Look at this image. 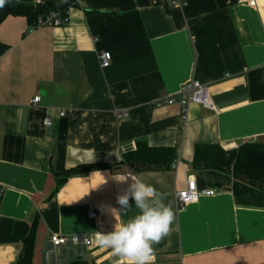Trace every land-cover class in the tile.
Masks as SVG:
<instances>
[{
  "label": "crops",
  "instance_id": "0c3cea01",
  "mask_svg": "<svg viewBox=\"0 0 264 264\" xmlns=\"http://www.w3.org/2000/svg\"><path fill=\"white\" fill-rule=\"evenodd\" d=\"M185 1L180 8L170 0H77L59 28L27 34L24 17L0 24V264H17L37 216L33 264L79 256L118 264L95 243V232L113 230L110 210L128 187L115 174L132 173L119 165L122 149L131 152L141 140L179 151L176 171L136 174L166 194L176 213L171 233L154 245V264H264V208L239 206L229 191L184 209L176 202L190 176L209 189L191 168L197 144L229 151L264 143V0L256 8L240 0ZM103 52L112 54L108 69ZM192 80L210 89L217 111L191 105L182 130L179 92ZM171 97L175 105H158ZM94 164L115 169L72 177L54 194L53 172ZM129 204L121 223L138 214L134 200ZM54 235L86 237L92 246L55 258Z\"/></svg>",
  "mask_w": 264,
  "mask_h": 264
},
{
  "label": "trees",
  "instance_id": "16d2710c",
  "mask_svg": "<svg viewBox=\"0 0 264 264\" xmlns=\"http://www.w3.org/2000/svg\"><path fill=\"white\" fill-rule=\"evenodd\" d=\"M77 5V0H53L41 4H24L15 0H6L0 7V24L9 17H24L30 30H38L39 22L51 14L65 16ZM176 147H152L147 141L136 143V149L122 157L120 166L134 174L162 173L173 171L174 163L179 160ZM194 174L201 176L209 189L229 191L234 195L236 204L248 208H264V143L248 142L235 150H225L218 144H197L191 164ZM110 164L81 165L64 171L53 172L57 194L67 181L75 176L86 175L94 171L114 170ZM40 217L32 224L17 264H33ZM68 264H90L78 258Z\"/></svg>",
  "mask_w": 264,
  "mask_h": 264
},
{
  "label": "clouds",
  "instance_id": "9594fccd",
  "mask_svg": "<svg viewBox=\"0 0 264 264\" xmlns=\"http://www.w3.org/2000/svg\"><path fill=\"white\" fill-rule=\"evenodd\" d=\"M5 3L6 0H0V7ZM115 179L128 187L116 197L120 207L110 210L116 221L113 230L95 232V243L101 248L111 249V254L119 258L118 264H154V245L171 233L176 213L164 203L166 194L145 183L138 175L118 172ZM130 199L134 200L138 214L121 223V214L130 207Z\"/></svg>",
  "mask_w": 264,
  "mask_h": 264
},
{
  "label": "built area",
  "instance_id": "2783aa9c",
  "mask_svg": "<svg viewBox=\"0 0 264 264\" xmlns=\"http://www.w3.org/2000/svg\"><path fill=\"white\" fill-rule=\"evenodd\" d=\"M172 4L177 7L184 8L187 6L185 0H170ZM242 4H246L251 8H256V0H240ZM69 12L65 16H60L57 13L51 14L46 19L39 22L38 28H59L69 22ZM112 54L110 52H103L99 56V60L103 69H108L112 65ZM180 100L179 105L181 107V125L182 130H185L189 122V110L191 105L197 104L204 108L216 112V107L213 103L210 89L203 83L197 80H192L185 84L179 92ZM40 97H36L33 100V104L40 102ZM177 103L174 97L161 100L158 105L172 106ZM121 118H127L129 113L122 111L119 113ZM53 123L50 119L44 121L45 127H51ZM136 145L132 146L131 150H135ZM126 150L122 149V155L126 154ZM180 165V161L177 160L173 165V171H176ZM219 191L215 189L200 190L198 187V181L195 176L188 178V184L185 190L178 192L176 195L177 206L184 209L191 204L199 202L202 196H214ZM4 194V190L0 189V197ZM91 218H97L96 213L91 214ZM92 246V241L89 238L81 236L64 237L54 235L50 239V252L56 258L63 253L64 250L78 249V248H89ZM79 256L78 258H80Z\"/></svg>",
  "mask_w": 264,
  "mask_h": 264
},
{
  "label": "water",
  "instance_id": "95a60500",
  "mask_svg": "<svg viewBox=\"0 0 264 264\" xmlns=\"http://www.w3.org/2000/svg\"><path fill=\"white\" fill-rule=\"evenodd\" d=\"M118 170L120 169V168H117Z\"/></svg>",
  "mask_w": 264,
  "mask_h": 264
},
{
  "label": "rangeland",
  "instance_id": "374dc122",
  "mask_svg": "<svg viewBox=\"0 0 264 264\" xmlns=\"http://www.w3.org/2000/svg\"><path fill=\"white\" fill-rule=\"evenodd\" d=\"M89 260V259H88ZM91 261V260H90Z\"/></svg>",
  "mask_w": 264,
  "mask_h": 264
}]
</instances>
